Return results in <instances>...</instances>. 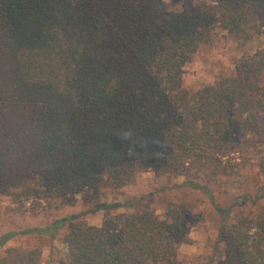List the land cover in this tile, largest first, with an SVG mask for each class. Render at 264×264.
<instances>
[{
	"label": "trees",
	"instance_id": "16d2710c",
	"mask_svg": "<svg viewBox=\"0 0 264 264\" xmlns=\"http://www.w3.org/2000/svg\"><path fill=\"white\" fill-rule=\"evenodd\" d=\"M263 33L264 0H0V199L16 215L86 206L0 248L37 235L66 264H183L207 205L224 245L210 264H264V45L214 84L183 86L203 48ZM148 172L185 177L163 216L117 202ZM43 262L40 247L0 257Z\"/></svg>",
	"mask_w": 264,
	"mask_h": 264
},
{
	"label": "rangeland",
	"instance_id": "374dc122",
	"mask_svg": "<svg viewBox=\"0 0 264 264\" xmlns=\"http://www.w3.org/2000/svg\"><path fill=\"white\" fill-rule=\"evenodd\" d=\"M168 9L177 8L182 0H164ZM264 45V33L249 42L245 49H237L234 43L220 42L213 47L203 48L196 54L193 61L185 67L183 86L189 91H197L201 87L214 84L219 78L229 76L235 68L237 60L244 53H254ZM185 181V177L174 180L168 177L156 179L151 172L142 174L135 184L125 188L117 202L125 203L126 200H138L141 208L156 211L160 216L165 214L166 204L169 199H180L185 191L173 187L176 182ZM9 202L0 199V239L9 232L25 231L27 229L44 228L53 219L66 217L71 214L81 213L86 209L82 198L61 210L52 211L51 214L16 215L8 210ZM205 211L206 222L193 228L190 237L193 244H185L180 248V258L183 264H210L213 256L221 258L224 245L219 244V251L215 252L214 244L217 241V221L213 209L207 205L201 207ZM128 208H120L111 213L99 212L93 215L86 214L87 221L92 225H101L104 218L110 214L123 213ZM50 214V215H49ZM10 247L33 249L40 247L44 253L43 264H66L65 246L58 240L50 238L40 239L37 235L17 236L3 248H0V257Z\"/></svg>",
	"mask_w": 264,
	"mask_h": 264
}]
</instances>
